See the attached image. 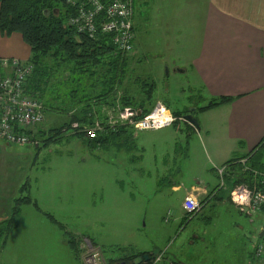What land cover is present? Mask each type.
<instances>
[{
  "label": "rangeland",
  "instance_id": "374dc122",
  "mask_svg": "<svg viewBox=\"0 0 264 264\" xmlns=\"http://www.w3.org/2000/svg\"><path fill=\"white\" fill-rule=\"evenodd\" d=\"M138 1L141 26L154 30L157 23L161 26L166 21L169 27L189 32L193 20L191 0H146L148 5L157 6L154 15L153 9L144 5L145 0ZM147 13L149 20L145 23ZM167 44L145 49L143 62L149 69H157L154 105L160 100L173 112L196 113V108L209 103L210 97L199 90L193 74L178 71L188 54L180 48L182 42L173 43L175 48H167ZM142 50L138 47L137 53L142 55ZM137 58L135 54L132 70L138 65ZM140 73V65L135 73L128 71L126 79L129 77L132 89L139 88L134 81ZM45 90L47 95L56 87L49 85ZM61 114L46 111L41 128L60 126L67 120ZM195 116L200 124L206 115L199 112ZM131 134L133 139L128 140L124 153H119L116 146L87 151L77 135L48 146L40 140L37 148L33 144L9 145L15 153L9 163H15L21 185L27 181L30 184L25 193L29 192L44 212L52 213L60 222L37 211L34 204H25L19 225L8 237L6 249L13 255L11 264H78L81 249L75 244V250L68 242L72 237L81 245L88 236L94 238L108 264L138 252H164L165 264H225V256L228 263L236 262L242 249L252 251L264 240L258 237L262 230L259 227L264 225L263 213L249 223L215 200L192 219H182L185 194L194 186L208 185L222 195L228 194L222 185L225 178L218 173L223 164L217 167L214 163L212 168L198 141L201 138L187 128V123L179 121L158 130H131ZM206 149L209 152L207 145ZM114 155H120V161ZM254 159L259 161L260 154ZM174 186H180L179 190L175 191ZM238 222L245 226L246 234L239 233ZM153 262H158L155 257Z\"/></svg>",
  "mask_w": 264,
  "mask_h": 264
},
{
  "label": "crops",
  "instance_id": "0c3cea01",
  "mask_svg": "<svg viewBox=\"0 0 264 264\" xmlns=\"http://www.w3.org/2000/svg\"><path fill=\"white\" fill-rule=\"evenodd\" d=\"M191 2L193 20L187 33L180 27H169V23L166 21H163L161 26L157 23L153 28L154 30L141 26L142 22L137 15L139 1L134 0L135 46L137 48H134V53L132 51L126 56L124 55L123 58L127 60V66L131 73H135L138 65H140L141 73L134 81L136 84L141 80H148L155 84L154 74L157 69L156 66L154 70L149 69L147 63L143 62L147 54L145 49L150 51L151 48H157L158 43L162 44V42L168 43L167 48H175L176 44L173 43L182 42L180 48L188 50V54L183 57L182 65L176 66L178 71L193 74V79L200 88L199 90L206 91L210 101L220 96L234 97L230 104L217 106L206 111H202L200 108L208 103L197 107L194 114L200 112L202 115H206L200 119L199 129L187 124V128L194 130L201 138L198 141L203 146L207 156L206 160L211 162L212 168L214 163L218 167L219 164L224 165L230 161L232 164L226 170L235 171L243 168L242 165L246 164L247 155H252V152L256 150L258 151L257 155L263 153L260 154V160L264 163V0H191ZM144 5L150 11L153 9L154 15L157 6L148 5L146 0ZM199 6L200 11L198 10ZM148 20L147 13L145 23ZM158 27L160 28L157 29ZM155 34L159 35L156 36ZM138 47H142V55L137 53ZM135 54L139 57L136 62L138 65L135 70H132L131 65ZM30 56L31 49L20 34L13 33L7 36L0 31V57H15L27 61ZM128 79L129 77L126 79L125 89L130 92H138L140 86L132 89L128 84ZM165 105L167 106V104ZM100 117L103 118V115ZM131 130L133 129L129 127H121L118 132H109L108 136L105 134L107 140H102L101 144L95 142L94 139H89L86 135L78 137L83 146L87 147V151L116 146L119 153H124L128 140L133 139ZM9 145L17 144H9L6 141L0 142V222L8 218L13 201L18 197L29 196L37 202L29 192L25 193L30 190L29 183L27 189L21 192L22 183L19 171L16 170L15 163H9L10 160L14 159L15 154ZM206 145L209 147V152ZM33 146L37 148L39 145ZM114 157L115 160L120 161L121 159L120 155H114ZM207 186L196 185L185 194V196L193 194L203 199L201 212L215 200L220 205L225 204L238 216H244L249 220V223H254L253 217L255 215L264 214V206L254 214L247 213L230 199L228 196L229 189L228 194L222 195L220 190ZM179 188L180 186L173 187L175 191ZM25 204L21 206V213ZM37 211L45 214L50 213L44 212L40 206ZM184 216L183 210L182 219ZM236 224V228L240 230L239 233L242 235V232L245 231L246 234L245 226L241 222ZM262 227L263 223L259 230ZM251 235L253 234L251 233ZM259 235L258 237H260ZM89 239L101 251L95 239ZM7 241L5 248L0 251V264H11L12 262L13 255L6 249L9 239ZM76 244L79 245L77 240ZM260 244L264 246V240L258 242L252 251H243L242 249L240 258L236 262L228 263L225 256V264H264V255L263 258H259L260 261H257L255 257L256 248ZM159 254L161 260L154 264H165L166 254L164 252L155 253V258L159 257ZM78 264H81V254Z\"/></svg>",
  "mask_w": 264,
  "mask_h": 264
},
{
  "label": "trees",
  "instance_id": "16d2710c",
  "mask_svg": "<svg viewBox=\"0 0 264 264\" xmlns=\"http://www.w3.org/2000/svg\"><path fill=\"white\" fill-rule=\"evenodd\" d=\"M72 14L73 10L66 0H0L1 33L7 36L20 34L31 49L29 61L34 65V73L28 80L29 90L39 93L45 112L50 110L67 117L60 126L47 130L39 126L34 135H31L33 140H41L45 146L64 137L84 135L78 129H73V124L90 125L95 119H103L104 109L116 103L136 109L137 118L148 114L155 103V84L151 81L141 80L138 92L125 89L128 62L122 55L115 53L112 36L102 32L94 37L78 33L68 23ZM49 85L56 87V91H50L46 95L45 88ZM233 100L234 97H216L200 110L227 105ZM61 102H64L63 106L53 104ZM173 113L177 117L185 115L177 111ZM177 123L179 121L175 122ZM109 132L114 131L105 134L108 136ZM105 134L94 141L101 144L102 140H107ZM38 144L40 146V142ZM257 152L255 150L252 155H247L243 168L226 170L224 178L227 189L245 184L251 190L264 193V163L254 159ZM230 164L232 163L229 161L223 166L228 168ZM27 184L28 182L21 186V192L27 189ZM228 196L230 197V193ZM25 203H32L39 209L37 202L29 196L18 197L13 201L10 215L0 222V251L5 247L10 233L17 227L21 206ZM46 215L53 222H58L52 214ZM68 242L77 249L75 238H70ZM146 253L150 255V259L140 264H154L155 256L151 252H138L117 260L112 259L110 263L134 264L136 257Z\"/></svg>",
  "mask_w": 264,
  "mask_h": 264
},
{
  "label": "built area",
  "instance_id": "2783aa9c",
  "mask_svg": "<svg viewBox=\"0 0 264 264\" xmlns=\"http://www.w3.org/2000/svg\"><path fill=\"white\" fill-rule=\"evenodd\" d=\"M73 10L69 25L78 33L94 37L99 32L110 34L115 53L122 56L135 48L134 0H66ZM34 73L30 61L15 57H0V138L9 144H36L31 135L45 119V106L39 93L29 90V78ZM120 94V93H119ZM138 111L132 107H123L119 103L104 109V118L95 119L90 125L73 124V129L89 139L99 138L108 131H118L129 127L136 131L158 130L169 127L177 121L186 122L183 116L177 117L161 101L156 102L152 110L137 118ZM226 166L218 168L224 179ZM223 187L226 184L223 180ZM221 185V187H222ZM231 200L247 213L254 214L264 205V193L251 190L245 184H238L230 190ZM201 200L186 195L182 203L185 214L194 216L202 209ZM81 264H108L102 251L91 240L81 245ZM264 255V246L260 244L255 252L257 258ZM160 260V256L156 261Z\"/></svg>",
  "mask_w": 264,
  "mask_h": 264
},
{
  "label": "water",
  "instance_id": "95a60500",
  "mask_svg": "<svg viewBox=\"0 0 264 264\" xmlns=\"http://www.w3.org/2000/svg\"><path fill=\"white\" fill-rule=\"evenodd\" d=\"M184 119L191 125H193L195 128L199 129L200 125L197 119V116H195V114L192 113H187L184 116ZM260 237H264V225L262 227V230L260 232ZM150 259V255L149 254H143L141 256H138L134 259V264H138V262H143V261H148ZM121 264H126L125 262H121Z\"/></svg>",
  "mask_w": 264,
  "mask_h": 264
},
{
  "label": "flooded vegetation",
  "instance_id": "af4514ba",
  "mask_svg": "<svg viewBox=\"0 0 264 264\" xmlns=\"http://www.w3.org/2000/svg\"><path fill=\"white\" fill-rule=\"evenodd\" d=\"M192 217H193V216H189L188 214H185L184 219H186V220L188 221V220L192 219ZM181 226H183V225H181ZM185 229H186V228H185ZM185 229H184V230H185ZM118 263H119V262H118ZM118 263H117V264H118Z\"/></svg>",
  "mask_w": 264,
  "mask_h": 264
},
{
  "label": "clouds",
  "instance_id": "9594fccd",
  "mask_svg": "<svg viewBox=\"0 0 264 264\" xmlns=\"http://www.w3.org/2000/svg\"><path fill=\"white\" fill-rule=\"evenodd\" d=\"M187 122V121H186ZM188 123V122H187ZM189 124V123H188ZM191 125V124H190ZM191 126H193V125H191ZM194 127V126H193ZM195 128V127H194Z\"/></svg>",
  "mask_w": 264,
  "mask_h": 264
},
{
  "label": "bare ground",
  "instance_id": "6f19581e",
  "mask_svg": "<svg viewBox=\"0 0 264 264\" xmlns=\"http://www.w3.org/2000/svg\"><path fill=\"white\" fill-rule=\"evenodd\" d=\"M68 3V2H67Z\"/></svg>",
  "mask_w": 264,
  "mask_h": 264
}]
</instances>
